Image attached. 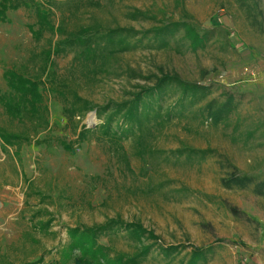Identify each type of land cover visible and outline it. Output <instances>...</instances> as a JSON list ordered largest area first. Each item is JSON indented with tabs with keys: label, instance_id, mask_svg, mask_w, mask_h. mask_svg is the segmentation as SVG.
Returning <instances> with one entry per match:
<instances>
[{
	"label": "rangeland",
	"instance_id": "374dc122",
	"mask_svg": "<svg viewBox=\"0 0 264 264\" xmlns=\"http://www.w3.org/2000/svg\"><path fill=\"white\" fill-rule=\"evenodd\" d=\"M51 10L63 32L45 33L42 40L32 33L38 30L33 11H9L8 20L0 21V95L16 99L4 77L12 71L39 85L42 108L49 110L48 130L37 135L29 128L37 120L29 119L28 104H18L19 120L0 105L1 127L44 142L5 148L0 138V264L43 256L44 264H52L61 245L70 242L67 228L113 218L141 223L159 238L144 264H186L193 247L214 248L206 264H264V197L252 188L221 185L235 170L264 180V0H55ZM136 11L151 20L128 18ZM179 21L206 33V45L194 50L181 33L169 49L145 48L147 42L133 52H117L102 34L86 37L80 29L144 32ZM55 45L61 53L50 59L46 54ZM163 77L209 88L193 110L197 117L147 123L141 136L114 142L102 135L105 118L97 112L71 115L73 94L104 106L128 100ZM227 91L240 106L216 127L198 111L223 100ZM180 95L171 90L163 108ZM83 126L98 131L78 143ZM62 143L72 144V151ZM184 148L206 154L177 160L172 153ZM39 210L53 214L49 233L32 227L31 216ZM159 245L179 246L180 254L165 260ZM112 247L134 251L124 240Z\"/></svg>",
	"mask_w": 264,
	"mask_h": 264
},
{
	"label": "trees",
	"instance_id": "16d2710c",
	"mask_svg": "<svg viewBox=\"0 0 264 264\" xmlns=\"http://www.w3.org/2000/svg\"><path fill=\"white\" fill-rule=\"evenodd\" d=\"M54 1L0 0V21L8 20L9 11L16 12L25 9L33 11L35 14L38 30L32 33L37 40H42L45 33L48 32H51V34L62 33L63 23L61 22L56 28L51 20L53 16L51 8L54 5ZM128 18L134 21L151 20L149 14L140 11L130 13ZM80 29L86 37L90 36V34H102L101 38L109 41L117 52H133L141 48L142 45L147 44V42L149 45L145 48L169 49L173 46L172 42L181 33H184L182 38L189 41L190 46L194 50L204 47L208 40L206 33L203 34L188 21L162 23L144 32L116 28L107 29L102 33L97 29L95 30L93 26H83ZM89 39L88 42H84L85 45L89 43ZM56 48L57 45L46 54L48 58L51 59L53 55L61 53L58 51L60 47ZM90 52H93V49H90ZM4 77L7 84L15 93L14 98L16 97V99L8 100L10 97L7 98L0 95V105L4 107L6 113L10 115L11 119L19 120L23 116L18 104H28L31 107L29 119L34 117L37 120V123L34 126L31 125L29 128H33L37 135L40 132L47 131L49 110L47 107L42 108L44 100L42 93H40L39 85L35 81L12 71H6ZM171 90L180 92L181 95L173 106L165 109L163 108V103ZM208 90L209 88L202 85H191L174 77H163L162 79H158L153 87L142 89L132 94L128 100L122 102L111 101L104 106H91L83 98L77 94H73L71 115L73 114V117L76 115L84 117L90 112H97L98 117L105 118V122L100 126L102 135L111 141L123 142L141 136L147 123L166 124L173 122L175 118H185L187 114L195 115L196 111L193 112L194 108L207 99L206 92ZM223 95V100L218 101L213 99L198 111L207 121H210L216 127L226 122L237 112L240 106V101L233 92L227 91ZM197 116L198 114L195 115V117ZM97 131V128L88 129L86 126H83L82 130L78 133L77 142H86L88 137L92 134H97ZM0 138L5 148L9 146L16 147L23 143L29 145L35 144L37 146L44 144L39 139V141L33 140L29 135L15 134L1 126ZM62 146L67 152H71L73 149L72 144L62 143ZM205 154L206 152L204 151L191 148L180 149L172 153L177 160L186 159L187 161H192ZM221 185L228 190L252 188L256 196L264 197V180L259 179L257 176L241 174L238 170L232 172L227 178L222 179ZM34 194L38 196V193ZM42 198L44 199V197ZM231 212L237 218L240 217V212L236 209L231 208ZM45 216H48L47 220H44ZM54 221L53 214L48 210H39L31 216L32 227L37 231L49 233ZM67 233L70 242L61 245L57 258L52 264H74L76 259L80 264H144L159 242V238L152 231H148L141 223L126 222L120 218L109 219L101 225L92 227L77 226L67 228ZM105 239L111 245H105L103 242ZM117 240H124L129 243L134 251L131 253L117 252L112 247L114 241ZM32 241L33 243H37L34 239ZM213 250V247H193L186 264H206L209 254ZM159 253L165 260L173 258L177 254H180V247L159 245ZM44 262L45 256L37 261L25 264H44Z\"/></svg>",
	"mask_w": 264,
	"mask_h": 264
},
{
	"label": "water",
	"instance_id": "95a60500",
	"mask_svg": "<svg viewBox=\"0 0 264 264\" xmlns=\"http://www.w3.org/2000/svg\"><path fill=\"white\" fill-rule=\"evenodd\" d=\"M95 113V112H94ZM2 203L0 202V209H1Z\"/></svg>",
	"mask_w": 264,
	"mask_h": 264
}]
</instances>
